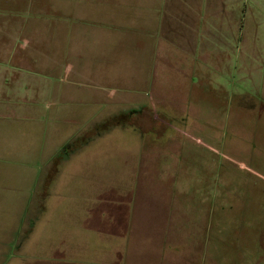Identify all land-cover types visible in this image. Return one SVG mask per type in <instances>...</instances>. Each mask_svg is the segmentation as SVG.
I'll list each match as a JSON object with an SVG mask.
<instances>
[{
    "label": "rangeland",
    "instance_id": "obj_1",
    "mask_svg": "<svg viewBox=\"0 0 264 264\" xmlns=\"http://www.w3.org/2000/svg\"><path fill=\"white\" fill-rule=\"evenodd\" d=\"M190 1L148 70L85 40L0 102V264H264V0Z\"/></svg>",
    "mask_w": 264,
    "mask_h": 264
},
{
    "label": "crops",
    "instance_id": "obj_2",
    "mask_svg": "<svg viewBox=\"0 0 264 264\" xmlns=\"http://www.w3.org/2000/svg\"><path fill=\"white\" fill-rule=\"evenodd\" d=\"M175 1L0 0V102L19 104L25 98L20 89L31 87L27 70L33 71L44 57L85 53V40L96 41L100 50L109 52L124 39L141 57L140 71L148 70L150 55L172 49L166 42L170 33L166 21L176 16ZM259 97L264 98L261 93ZM250 101L252 116L257 111L254 114L262 121L263 102ZM248 143L258 148V154L260 143L256 139Z\"/></svg>",
    "mask_w": 264,
    "mask_h": 264
},
{
    "label": "trees",
    "instance_id": "obj_3",
    "mask_svg": "<svg viewBox=\"0 0 264 264\" xmlns=\"http://www.w3.org/2000/svg\"><path fill=\"white\" fill-rule=\"evenodd\" d=\"M155 111H156L157 113H158V112H163V113H164V111H158L157 109H156ZM115 118H117V116H115L114 119H115ZM121 123H122V122H119V123H117V124L121 125ZM114 125H116V124H114ZM121 126L124 127L125 129H127L124 125H121ZM95 129L97 130L98 128H95ZM94 131H95V130H93L92 133H94ZM140 132H141V142H142L143 144L146 143L148 140H150V139L147 138V137H149V136L147 135V133H145V132H143V131H140ZM89 133H90V132H89ZM89 135H91V134H88V136H89ZM88 136H87V137H88ZM83 139H85V135H84ZM78 140L82 142L81 139H77V141H78ZM144 140H146V141H144ZM79 141H78V142H79ZM81 144H83V143H81ZM85 144H86V142H85ZM87 144H88V143H87ZM83 149H84V148H83ZM81 150H82V149H81ZM82 151H83V150H82ZM32 231H33V229L31 230V232H32ZM28 240H29V239H27V241H28ZM27 241H26V242H27ZM15 250H16V249H15Z\"/></svg>",
    "mask_w": 264,
    "mask_h": 264
}]
</instances>
